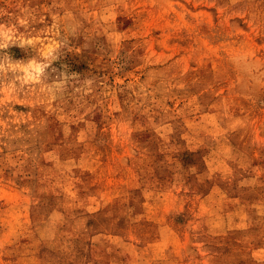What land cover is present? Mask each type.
<instances>
[{"label": "rangeland", "instance_id": "rangeland-1", "mask_svg": "<svg viewBox=\"0 0 264 264\" xmlns=\"http://www.w3.org/2000/svg\"><path fill=\"white\" fill-rule=\"evenodd\" d=\"M0 264H264V0H0Z\"/></svg>", "mask_w": 264, "mask_h": 264}]
</instances>
